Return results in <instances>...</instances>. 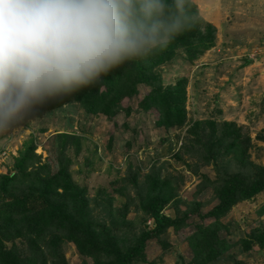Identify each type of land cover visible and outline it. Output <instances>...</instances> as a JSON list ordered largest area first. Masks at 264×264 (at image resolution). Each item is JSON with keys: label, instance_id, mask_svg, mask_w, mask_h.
Instances as JSON below:
<instances>
[{"label": "trees", "instance_id": "16d2710c", "mask_svg": "<svg viewBox=\"0 0 264 264\" xmlns=\"http://www.w3.org/2000/svg\"><path fill=\"white\" fill-rule=\"evenodd\" d=\"M190 13L194 17L191 27L166 48L114 69L97 84L70 95V103L83 109L85 114L113 118L121 110V101L132 99L139 94V87L145 86L149 92L141 98V111L154 110L158 128H186L192 123L186 110L188 80L180 79L165 86L160 70L181 50L195 59L196 45L211 46L207 40L213 29L205 25L202 31L201 19L191 0ZM62 97L50 100L33 112L60 110L64 105ZM221 116L219 112L213 119L193 121L187 130L193 149L187 148L185 152L195 155L202 165L215 167L218 181L216 178L210 185L213 205L207 211H202L197 204L184 209L172 207L173 216L164 212L173 196L170 182L152 173L140 183L138 175L129 170L119 179L123 187L117 192L122 196L129 188L134 190L138 215L130 221V207H119L113 212L107 210V219L98 223L90 214L87 189L73 182L70 159L64 157L74 136H54V153L49 154H55L54 166L49 162L41 165L33 142L26 144L14 159L16 172L0 175V264H64L63 245L68 243L81 256L93 259L94 264H163L162 256L157 263L148 261L146 251L154 246V241L161 242L162 251L169 249V230L178 233L188 228L190 217L212 222L186 237L192 254L187 264H245L230 252L234 247H239L242 255L252 257L256 253L257 259L260 258V252L253 247L264 248V229L253 227L231 243L226 238L231 231L223 218L240 202L264 194V167L255 166L249 160L250 137H242L243 129ZM218 122L221 130L216 134ZM234 165L236 168L230 172L227 167ZM260 209V214H264V207Z\"/></svg>", "mask_w": 264, "mask_h": 264}, {"label": "rangeland", "instance_id": "374dc122", "mask_svg": "<svg viewBox=\"0 0 264 264\" xmlns=\"http://www.w3.org/2000/svg\"><path fill=\"white\" fill-rule=\"evenodd\" d=\"M191 2L197 8L202 31L205 25L213 29L207 40L211 46L196 45L195 59L179 51L180 54L160 70L164 85L186 78L189 120L204 122L202 120L213 119L214 114L221 112L224 121L234 122L243 129L242 137H250V162L264 167V0ZM148 92L149 88L140 86L138 95L121 101V110L113 118L85 114L83 109L70 103V96L61 98L64 105L60 110L32 112L23 122L0 131V175L16 172L14 159L32 142L40 164L49 162L54 166L55 154L49 155L54 153V136L63 134L74 136L64 157L70 159L73 182L87 189L90 214L98 223L107 219V210L113 212L119 207H130V221L138 215L134 190L129 188L122 196L117 192L123 187L119 179L129 170L138 175L140 183L152 173L170 182L173 196L165 206V213L173 216L172 207L184 209L193 204L200 205L202 211L209 210L214 199L210 185L217 178L215 167L202 165L195 155L185 153L187 148L193 149L189 143L192 137L187 134L191 122L183 130H165L156 126L154 110L141 111L139 103ZM220 125V122L216 124V134L221 130ZM229 158L231 156H227ZM227 168L232 172L236 165ZM261 207H264V194L240 202L223 218L231 231L226 236L231 243L253 227L264 229ZM211 222L190 217L188 228L178 233L169 230L170 247L165 252L160 248L161 242L154 241V246L146 251L147 260L157 263L162 256L163 264L177 261L187 264L192 254L186 237ZM253 249L260 252V258L257 259L256 253L252 257L242 255L239 247L230 252L245 264H264V248L254 246ZM63 253L64 264H94L93 259L81 256L72 244H64Z\"/></svg>", "mask_w": 264, "mask_h": 264}, {"label": "clouds", "instance_id": "9594fccd", "mask_svg": "<svg viewBox=\"0 0 264 264\" xmlns=\"http://www.w3.org/2000/svg\"><path fill=\"white\" fill-rule=\"evenodd\" d=\"M190 0H0V131L191 27Z\"/></svg>", "mask_w": 264, "mask_h": 264}]
</instances>
